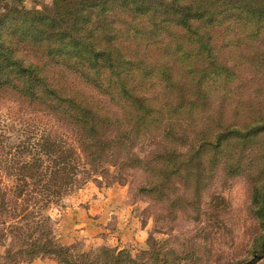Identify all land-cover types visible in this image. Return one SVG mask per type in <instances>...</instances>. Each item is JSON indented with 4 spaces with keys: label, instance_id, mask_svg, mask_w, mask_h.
I'll return each mask as SVG.
<instances>
[{
    "label": "trees",
    "instance_id": "obj_1",
    "mask_svg": "<svg viewBox=\"0 0 264 264\" xmlns=\"http://www.w3.org/2000/svg\"><path fill=\"white\" fill-rule=\"evenodd\" d=\"M0 95L74 130L75 144L43 132L17 161L12 194L0 186L6 264L49 256L63 264H168L147 248L77 249L54 235L49 210L91 175L138 168L137 190L169 215L198 220L218 170L244 175L264 251V0H0ZM98 179V178H97ZM214 194L208 204L216 206ZM156 220V216L154 218ZM153 245L162 256L151 250ZM171 264H188L177 255ZM263 262H261L262 264Z\"/></svg>",
    "mask_w": 264,
    "mask_h": 264
},
{
    "label": "rangeland",
    "instance_id": "obj_2",
    "mask_svg": "<svg viewBox=\"0 0 264 264\" xmlns=\"http://www.w3.org/2000/svg\"><path fill=\"white\" fill-rule=\"evenodd\" d=\"M19 7L38 8L49 4L51 0H7ZM43 132L52 135H61L69 143L75 144L74 130L57 122L51 115L27 107L17 99L0 95V186L5 191V201L8 204L18 205L21 198L15 197L11 187L18 182L17 166L30 152L36 151L34 145ZM25 145L32 150L23 151ZM110 173L98 172L85 179L79 188L68 193L64 205L60 208L53 207L49 210L53 218L55 229H60L61 238L68 243H76L77 249L97 248L103 244L113 247H124L132 254L147 248L146 240L152 236L155 240L164 241L165 257L168 264L177 259V255L184 257L188 264H227L236 258L250 259L253 257L252 248L256 243L258 227L255 218L249 211L250 187L244 175L228 176L218 170L213 181L204 191L201 210L209 213L200 215L198 220L191 218V213L177 212V216L169 215L165 209L150 199L147 195L137 190L139 184L144 182L145 174L138 168H128L121 171V178L114 180L117 171L110 167ZM98 178V179H97ZM96 186L101 188L97 189ZM82 188V189H80ZM92 188L95 192L104 194H117L124 198L129 209L131 227L142 228L139 242H127L124 246L101 243L85 233H76L73 228L62 223L67 207L78 194H85L83 189ZM87 190V189H86ZM217 194L221 202L209 205L210 198ZM76 202V201H75ZM156 216V220H154ZM8 240L0 241V264H6L8 258L4 249ZM153 245L151 250L156 249ZM158 253L159 257L162 254ZM262 261L254 264H264V251ZM19 264V263H16Z\"/></svg>",
    "mask_w": 264,
    "mask_h": 264
},
{
    "label": "crops",
    "instance_id": "obj_3",
    "mask_svg": "<svg viewBox=\"0 0 264 264\" xmlns=\"http://www.w3.org/2000/svg\"><path fill=\"white\" fill-rule=\"evenodd\" d=\"M97 189L101 188L96 186ZM82 189V188H80ZM87 189V190H86ZM85 194H78L73 198L71 206L67 207L63 215L62 223L71 227L78 234L85 233L92 236L98 242L119 244L124 246L127 242H139L141 244L140 232L142 228L131 227L127 223L130 219L129 209L121 195L104 194L85 188ZM76 201V202H75ZM55 238L62 244H69L61 238L60 229H55ZM21 264H63L49 256H39L32 261Z\"/></svg>",
    "mask_w": 264,
    "mask_h": 264
}]
</instances>
